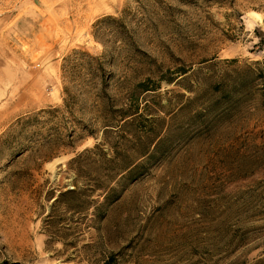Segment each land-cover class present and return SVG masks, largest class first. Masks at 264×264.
I'll use <instances>...</instances> for the list:
<instances>
[{
  "label": "rangeland",
  "instance_id": "1",
  "mask_svg": "<svg viewBox=\"0 0 264 264\" xmlns=\"http://www.w3.org/2000/svg\"><path fill=\"white\" fill-rule=\"evenodd\" d=\"M0 264H264V0H0Z\"/></svg>",
  "mask_w": 264,
  "mask_h": 264
},
{
  "label": "trees",
  "instance_id": "2",
  "mask_svg": "<svg viewBox=\"0 0 264 264\" xmlns=\"http://www.w3.org/2000/svg\"><path fill=\"white\" fill-rule=\"evenodd\" d=\"M133 174V173H132Z\"/></svg>",
  "mask_w": 264,
  "mask_h": 264
}]
</instances>
